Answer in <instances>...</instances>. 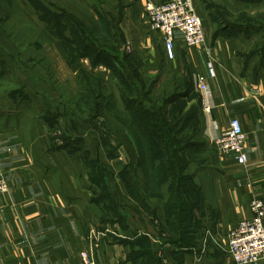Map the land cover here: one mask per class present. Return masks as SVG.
Returning <instances> with one entry per match:
<instances>
[{"label": "crops", "instance_id": "0c3cea01", "mask_svg": "<svg viewBox=\"0 0 264 264\" xmlns=\"http://www.w3.org/2000/svg\"><path fill=\"white\" fill-rule=\"evenodd\" d=\"M92 1L96 6L38 0L48 12L71 14V22L86 28L117 24L114 42L121 53L108 47L75 57L54 39V50L32 53L0 28V175L8 185L0 195V264H85L81 252L89 264H233L225 251L226 234L250 216L252 198H264V64L253 67L254 55L263 52L254 46L264 29V0H192L206 42L187 47L176 34L172 59L160 33L146 23L145 5L162 0ZM14 2L33 25L47 30V20L30 0ZM14 6L0 0V17L10 19ZM117 11L118 19L112 15ZM240 13H248L251 21H237ZM132 31L137 51L129 54L124 51L131 48ZM69 32L68 27L62 32V42L72 40ZM209 57L212 77L205 66ZM129 70L135 86L150 85V93L186 92L168 108L180 106L182 135L192 127V149L205 151L213 171L209 196L197 200L203 214L198 240V230L190 225L182 229L187 243L162 236L160 219L165 216L168 224L171 213L162 208L166 199L150 194L144 175L133 196L117 170L115 159L121 166L142 168L129 124L117 109L119 104L127 115V103L120 88L114 92L111 79L116 76L122 85L119 75ZM196 74L205 76L203 91L196 88ZM96 86L102 94L94 114L91 88ZM232 117L246 135L245 164L219 154L214 145Z\"/></svg>", "mask_w": 264, "mask_h": 264}, {"label": "trees", "instance_id": "16d2710c", "mask_svg": "<svg viewBox=\"0 0 264 264\" xmlns=\"http://www.w3.org/2000/svg\"><path fill=\"white\" fill-rule=\"evenodd\" d=\"M245 1L253 2L255 0ZM247 14L248 13H240L237 21L241 20V22H244L245 19L251 21V18H249ZM64 16L66 15L64 14ZM61 17H57V19L60 20ZM45 19L48 21L47 18ZM72 25H77L79 28L81 27L83 31L89 33H85L86 36L75 38L73 37V33H71L72 40L69 42V46L74 44L80 47L77 48L79 51L75 52V57L90 56L92 52L98 54L101 53L100 51H106V49H108V43H102V41L98 40V37L94 35L91 29L86 28L77 21ZM234 26L242 28V25ZM108 30L111 31V28ZM61 34L62 33H59L60 39ZM59 35L57 36L59 37ZM130 73H132L131 70L126 72V74ZM120 83L125 89L123 92L121 87L120 94L127 103V115L131 117L130 119L125 116V119L130 129L134 130L133 135L135 139H137V148L140 155L138 166H142L141 170L145 177L146 187L150 186V194L165 198L168 202L172 201L174 198L179 197L180 199L181 197L183 200L181 201L182 204H179L181 205V210H178L180 213L183 211L184 216L189 215V204L191 200L185 201L184 203V199L187 198L186 194L191 196V194L194 193V198H196L192 199L194 201H197L200 196L199 188L195 186L188 187L194 179L191 153L193 151L192 147H194L192 135H194L195 132L192 133V127H190V130L185 131L182 135V125L177 123L180 121V117L176 113L177 110L180 111V106L175 104L168 108V105L186 96V92L177 90L167 92L162 98V101L159 98L155 106L151 107L145 105L143 100H138L135 97L136 93H134V97L131 96L133 92H138V90L142 91L143 88H145L144 84L142 88L141 84L135 86L132 76L125 81L120 79ZM146 86L151 88L150 85ZM150 90H143L145 98L149 97ZM91 92L93 93L94 114H97L101 107L102 91L99 86H96V88H91ZM130 178L131 177L128 176L124 177L126 186L133 196H137L138 185ZM174 202L179 201L175 200Z\"/></svg>", "mask_w": 264, "mask_h": 264}, {"label": "rangeland", "instance_id": "374dc122", "mask_svg": "<svg viewBox=\"0 0 264 264\" xmlns=\"http://www.w3.org/2000/svg\"><path fill=\"white\" fill-rule=\"evenodd\" d=\"M8 1L11 4L15 5L14 6V13L10 17V19H5L3 17H0V28L8 34L10 39L15 40L17 42L16 44L21 46L20 48H22L24 50L31 51L32 53H37V52L43 51V50L44 51H52V50H54L55 46L52 44L51 39H54L60 48H63L66 50L71 49V50H73V52H76V51H79V50H77V48H80V47L75 46L74 44L69 46L70 43L62 42V40L60 39L59 33L66 31L67 27H68V29L70 30L69 33L70 34L73 33L74 38L86 36L85 33L89 34L88 32L83 31L81 29V27L79 28V26H77V25H72L73 22H71L70 18H69V15H71V14H69L68 16L67 15L64 16V14H60V13L57 14V12H55V11L54 12L53 11L48 12L42 5L39 4L38 0H30V2L35 7V11H36L37 15L39 17L42 16V17L48 19L47 30L45 32H43L42 30L38 29V27L33 25L31 23V21L29 20V18L27 16H25L23 14V12H21L22 10H20V7L18 6L17 2H14V0H8ZM70 1L76 3L79 0H70ZM80 3H81V0H80ZM87 3H91L93 5L96 4V2H93L92 0H85L81 4L87 6ZM112 15H113V17L117 18L118 17V11H117V13H115V12L112 13ZM241 15H243V14H241ZM61 16H63V17H61ZM71 16H73V15H71ZM102 16H103V14L100 17L102 18ZM57 17H61V19L59 20V19H57ZM239 21L241 22V20H239ZM245 21H249V19H245ZM116 25L117 24L111 25V24H104V23H98L97 22L96 25H93V27H91V30L93 31L94 35H96L98 37V40L102 41V43L107 42L108 43L107 46L109 45L108 47L110 49H112V50L115 49L116 51L114 53H117V52L121 53L120 52L122 50L121 46L120 47L116 46V42H114L115 37H117V32L114 29V27ZM224 26L225 25L220 26V27H224ZM110 28H111V31L108 30ZM88 29H90V28H88ZM133 32L134 31L131 32V37H129V41L131 42V48L124 51L125 53L131 54V51L133 49H135L137 51V36L135 34L132 35ZM259 33L260 34L258 36V40L256 41L254 48L259 49V51H260V49H262L263 52H260L257 55H254L253 67H257V65H263L264 64V48L262 47V45L264 43V41H262V38H264V29L260 30ZM57 35H59V37ZM38 39H39V41H38ZM42 45H44L43 48H41ZM251 53L252 52H250L249 55H251ZM120 55L121 56L123 55V51H122V54H120ZM128 59H131L130 64L135 63L134 62L135 59H133L131 56H129ZM48 60L53 61L52 58H50ZM126 65H127V63H126ZM113 76L114 75H111L112 85L115 88L114 92H116V90L118 88H121L122 85H118L117 79L115 78L116 76H114V77ZM131 76L133 77L134 75L132 73L124 74V75L122 74V75H119V78L122 79L123 81H125V80H127V78H130ZM125 85H126V83H125ZM126 87H127V85H126ZM141 88H142V86H141ZM139 89H140V87H139ZM144 89L148 90L149 87L146 86L145 88H143V90ZM143 90L142 91L138 90L135 97L138 100H143L145 105L151 106V107L155 106L156 101L159 98L162 101V98L164 97L165 93H167V92H164L165 90H163V92L151 91V93H149V97L145 98ZM111 95H114V94L111 93ZM131 96L134 97V93ZM117 109L119 111H121V113L124 114V116L131 119V117L126 115L125 112H122V107L119 104L117 105ZM131 133L133 135L134 130L131 129ZM133 137H134V135H133ZM134 142L136 143L135 147L137 149V139H135V137H134ZM191 154H192L191 158H192V163H193L192 171L194 174V179H193V182L188 185V187L195 186V187L200 189V195L204 194L205 196L208 197L210 194L209 180H210L211 174L213 172L212 167L210 166V163L207 162V155H205L204 150L193 149ZM115 163L117 164V166H116L117 170H119L121 173H123L124 177L125 176L131 177L130 179H132L136 184H137V179H140V177L143 178V175H144L143 171L140 168H137V164H135V165L134 164H125L124 166H121L117 159H115ZM186 195H187V198L184 199V203H185V201L191 200V202L189 204L190 207L187 206L190 209L189 210V216H187V215L184 216V213H180L178 210V209L181 210V205H179V204H182L181 201H183L181 197H180V199H179V197L174 198L170 202L166 201L165 204L162 205L163 206L162 208L171 209L172 214L170 213L168 215V217H169L168 218V224L166 222L165 216L160 219V221L162 223L161 225H163L161 228H159L161 235L167 236L170 240L173 239L174 241H177L179 243H181V242L187 243V241H188L187 231L186 232L182 231V229H184L185 225H190V227H189L190 230L191 229H197L198 230V232H197L198 234L196 233V235H195L196 240L201 238V232L203 229V223H202V219H201L203 217L202 216L203 214H202V212H198L196 209L197 201L192 200L195 197L194 193H192L191 196H188V194H186ZM194 199H196V198H194ZM175 200L179 201V202H174ZM212 220H213V215L208 216L207 222H206V224H204V226H208L209 225L208 222H211ZM173 222H175V226L173 225ZM168 229L171 231V234L168 232ZM186 230H187V228H186ZM182 240H185V241H182ZM80 257H81V255H80ZM146 258L149 259V256L147 255ZM81 260H82V258H81ZM83 263H85V262H83ZM90 263H91V260H90ZM85 264H89V263H85ZM163 264H164V262H163Z\"/></svg>", "mask_w": 264, "mask_h": 264}, {"label": "built area", "instance_id": "2783aa9c", "mask_svg": "<svg viewBox=\"0 0 264 264\" xmlns=\"http://www.w3.org/2000/svg\"><path fill=\"white\" fill-rule=\"evenodd\" d=\"M145 6L146 23L151 30L160 33L167 58L174 57L176 34L187 47L205 44L206 36L202 18L192 0H162L157 4L148 2ZM205 66L207 75L214 76L212 58L209 57L206 60ZM195 84L199 91L205 90V76L196 74ZM245 140L246 135L240 121L232 117L228 127L214 139V145L219 154H232L237 163L245 164L247 162V154L244 150ZM7 190L8 185L0 175V195ZM249 207L250 216L239 220L226 234L225 251L233 264L264 263V198H252ZM80 255L83 262L90 263L86 252Z\"/></svg>", "mask_w": 264, "mask_h": 264}]
</instances>
